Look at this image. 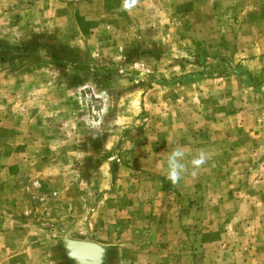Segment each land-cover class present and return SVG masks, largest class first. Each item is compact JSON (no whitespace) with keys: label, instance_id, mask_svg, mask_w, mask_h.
<instances>
[{"label":"rangeland","instance_id":"rangeland-1","mask_svg":"<svg viewBox=\"0 0 264 264\" xmlns=\"http://www.w3.org/2000/svg\"><path fill=\"white\" fill-rule=\"evenodd\" d=\"M120 5L0 0V264H264V0Z\"/></svg>","mask_w":264,"mask_h":264},{"label":"clouds","instance_id":"clouds-1","mask_svg":"<svg viewBox=\"0 0 264 264\" xmlns=\"http://www.w3.org/2000/svg\"><path fill=\"white\" fill-rule=\"evenodd\" d=\"M140 0H121L119 10L124 12H131ZM188 154L180 147L174 148L167 156V167L165 170V178L172 184L180 183L184 175L188 172L189 166L192 169V175L197 174L203 165H205L210 158L208 153L201 150L196 153L190 160L187 159Z\"/></svg>","mask_w":264,"mask_h":264},{"label":"water","instance_id":"water-1","mask_svg":"<svg viewBox=\"0 0 264 264\" xmlns=\"http://www.w3.org/2000/svg\"><path fill=\"white\" fill-rule=\"evenodd\" d=\"M67 255L76 264H101L104 247L94 241L84 239H65Z\"/></svg>","mask_w":264,"mask_h":264},{"label":"crops","instance_id":"crops-1","mask_svg":"<svg viewBox=\"0 0 264 264\" xmlns=\"http://www.w3.org/2000/svg\"><path fill=\"white\" fill-rule=\"evenodd\" d=\"M196 207H199V205L196 204H191L189 205V207H187L188 209H195ZM181 208L183 209V206H179L178 209ZM177 209V210H178ZM182 214V213H181ZM178 219V217H177ZM176 219V221H177ZM164 221V220H163ZM184 222V218L183 216H180V220H178L179 224H183ZM121 240V239H120ZM89 241H94L100 245H102L104 247V251H103V256H102V262L104 261H112L110 259H112L114 257V254L116 253L117 255H119V249H115L113 246L109 245V243H102L101 240H99L98 238H91L89 239ZM122 244V243H121Z\"/></svg>","mask_w":264,"mask_h":264}]
</instances>
